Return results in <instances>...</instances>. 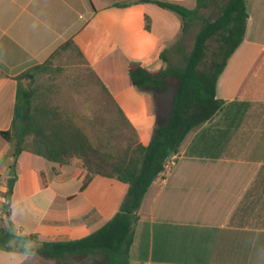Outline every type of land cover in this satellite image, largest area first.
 Returning a JSON list of instances; mask_svg holds the SVG:
<instances>
[{
  "label": "crops",
  "instance_id": "0c3cea01",
  "mask_svg": "<svg viewBox=\"0 0 264 264\" xmlns=\"http://www.w3.org/2000/svg\"><path fill=\"white\" fill-rule=\"evenodd\" d=\"M152 1L197 6V0H0V131L13 120V78L73 39L136 141L147 146L157 123L169 118L174 90H158L155 101L152 91L133 85L129 65L159 71L185 62L201 28L195 31L199 18L185 27L178 14ZM246 10L243 42L217 81L223 109L187 135L170 176L165 181L158 176L148 189L134 225L130 264H264V228L230 220L264 166V0H246ZM11 150L0 136V183L6 188ZM41 159L24 151L16 161L12 231L26 229L38 244L71 241L90 235L119 211L127 184L95 175L82 188L75 177L80 160L48 167ZM10 240L0 243V264H17ZM94 259L58 262L36 253L25 264Z\"/></svg>",
  "mask_w": 264,
  "mask_h": 264
},
{
  "label": "trees",
  "instance_id": "16d2710c",
  "mask_svg": "<svg viewBox=\"0 0 264 264\" xmlns=\"http://www.w3.org/2000/svg\"><path fill=\"white\" fill-rule=\"evenodd\" d=\"M212 1L197 0L193 10L177 4L152 1L178 14L185 22V27L186 22L196 18L202 21V25L182 67L172 66L155 71L139 64L129 65L128 72L133 85L140 91H152L155 101L158 100V90L170 87L174 90L169 118L164 124L157 123L147 146L135 140L124 152L113 154L103 151V145L93 144L84 129L66 112L51 104L37 86L24 84V80L34 82L40 75L52 71V58L61 48L71 46L82 57L73 39L61 45L45 62L34 64L13 78L17 81L13 120L8 130L0 131V136L12 149L13 159H18L24 151L58 165H67L78 159L82 163V170L76 171L75 177L82 183V188L95 175L117 179L128 185L119 211L105 225L81 239L42 242L38 244L37 254L58 262L73 256H94L101 257L98 264H130L129 253L138 212L148 189L162 171L164 162L178 151L191 131L223 109L224 101L217 98V81L230 57L243 42L248 15L246 0H227L220 7L216 19L202 18L200 11ZM212 42L217 45L214 49L210 47ZM209 52L213 60L208 63ZM102 90L109 95L105 86H102ZM117 113L122 122L131 127L119 108ZM15 181L16 176L7 178L6 196L9 200ZM43 185L46 183L43 182ZM263 190L264 166L241 194L230 220L238 217V223L243 226V218L261 200L256 193H264ZM252 195L258 197L251 199ZM1 221L0 243L13 238L9 213ZM31 238L35 239V236Z\"/></svg>",
  "mask_w": 264,
  "mask_h": 264
},
{
  "label": "rangeland",
  "instance_id": "374dc122",
  "mask_svg": "<svg viewBox=\"0 0 264 264\" xmlns=\"http://www.w3.org/2000/svg\"><path fill=\"white\" fill-rule=\"evenodd\" d=\"M226 1L213 0L200 11V15L204 19H216L220 13V7ZM201 25L202 21L197 20L195 31ZM216 46L214 42L210 44L211 49L216 48ZM212 60V55L209 52L207 62ZM173 65L182 67L184 61H175ZM261 65L264 68V60L261 61ZM52 66V71L40 75L34 82L24 80V84L37 86L41 94L50 99L51 104L66 112L84 129L93 144L103 145V151L113 154L124 152L130 143L135 142V135L122 122L115 106L107 98L88 65L73 47L68 46L59 49L52 58ZM170 88L173 90V87ZM41 160L48 167L58 166L44 159ZM259 192L256 194L260 195V202L252 212L243 218L241 223L256 228H264V193ZM252 197L251 199H255L258 196ZM1 223L0 220V225ZM99 261H101V257H95L91 264H98Z\"/></svg>",
  "mask_w": 264,
  "mask_h": 264
},
{
  "label": "clouds",
  "instance_id": "9594fccd",
  "mask_svg": "<svg viewBox=\"0 0 264 264\" xmlns=\"http://www.w3.org/2000/svg\"><path fill=\"white\" fill-rule=\"evenodd\" d=\"M0 191L6 192L7 189H0ZM8 202V198L0 196V204ZM11 207V205H9ZM12 240L9 241V245L15 250L19 259L17 264H25V262L36 254V249L39 247L37 241L31 238V235L26 229H19L12 232ZM13 241H22L21 243H14Z\"/></svg>",
  "mask_w": 264,
  "mask_h": 264
},
{
  "label": "built area",
  "instance_id": "2783aa9c",
  "mask_svg": "<svg viewBox=\"0 0 264 264\" xmlns=\"http://www.w3.org/2000/svg\"><path fill=\"white\" fill-rule=\"evenodd\" d=\"M179 159V155L177 153L172 154L170 157L166 159L163 165L162 171L159 173L158 176L165 181L171 174L172 170L174 169L175 165L177 164ZM6 188L5 185L0 183V189ZM7 189V188H6ZM8 191V190H7ZM7 191H0V196H4L7 198L6 194ZM10 200L8 199L7 203L0 204V219H3L10 210Z\"/></svg>",
  "mask_w": 264,
  "mask_h": 264
},
{
  "label": "water",
  "instance_id": "95a60500",
  "mask_svg": "<svg viewBox=\"0 0 264 264\" xmlns=\"http://www.w3.org/2000/svg\"><path fill=\"white\" fill-rule=\"evenodd\" d=\"M213 119V118H212ZM16 161L17 159L15 158L13 160V163H12V166H11V169H10V172L8 174V177H15L16 176V172H15V167H16Z\"/></svg>",
  "mask_w": 264,
  "mask_h": 264
}]
</instances>
